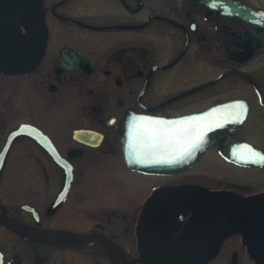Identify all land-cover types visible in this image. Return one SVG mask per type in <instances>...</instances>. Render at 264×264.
Returning <instances> with one entry per match:
<instances>
[{"label":"flooded vegetation","instance_id":"flooded-vegetation-1","mask_svg":"<svg viewBox=\"0 0 264 264\" xmlns=\"http://www.w3.org/2000/svg\"><path fill=\"white\" fill-rule=\"evenodd\" d=\"M42 5L44 55L31 70H0V264H264V161L228 155L244 142L264 155V0ZM200 111L212 130L199 159L172 174L125 162L130 113ZM74 127L102 131L107 149L88 144L103 143L98 134L74 138ZM51 152L74 167L64 201ZM114 165L110 182L95 174ZM81 180L106 187L87 197ZM68 205L77 215L62 224ZM51 230L80 239L41 236Z\"/></svg>","mask_w":264,"mask_h":264},{"label":"water","instance_id":"water-1","mask_svg":"<svg viewBox=\"0 0 264 264\" xmlns=\"http://www.w3.org/2000/svg\"><path fill=\"white\" fill-rule=\"evenodd\" d=\"M5 3H9V5L0 7V70H30L41 59L45 49L46 32L42 0H9ZM13 3H18V5L13 7ZM233 3L237 5L240 4V2L235 1H233ZM22 26H24L26 32L23 31ZM21 47H24V49ZM15 52H18V55H15ZM136 114L139 115L138 113ZM136 114L131 118L129 116L125 121L124 148L128 165L142 168L152 173H173L179 169H183L186 164L196 161L211 142L208 139L206 131L202 141L195 147L189 148L187 152H184V147L186 145L176 147L170 145L167 140L171 132L183 126L178 122H187L189 118L196 117L206 123L205 117L207 116L205 111L195 112L172 119L152 115L148 117L139 115L136 117ZM149 117L155 118V120L150 121L145 119ZM155 121H161L162 123H156ZM134 128H139L141 131L145 129L152 130L154 134L151 138L146 135L134 136ZM30 130L31 125L28 124L20 125L15 129L18 134H26L29 133ZM37 130L35 136L39 140L42 141V136H44V140H46V138L50 140L40 129ZM95 132L99 131L92 128L74 127L72 129V136L76 139H81L79 137L80 135L90 136ZM100 136H104L103 138L105 141L103 143H88L100 147L101 149H107V139H105V135L102 133ZM245 145L251 146V150H253L252 145ZM245 145L241 147V150L233 151L231 156L238 161L252 163L253 161L247 159L246 153L249 149H247V151L246 148H244ZM71 151L72 150L69 151L70 157L73 156ZM51 153L58 158L59 162H61L62 166L65 168V180L62 189V195L65 196L73 179V167L63 156L61 159L58 153ZM181 153L183 154L181 155ZM254 162H256V160ZM2 221L14 229L19 231L24 230V228L21 229L22 226L14 221H6L5 219H2ZM44 233L45 234L42 235L44 237L60 238L63 240L73 241L78 240L80 237L79 234L69 231H45Z\"/></svg>","mask_w":264,"mask_h":264},{"label":"snow or ice","instance_id":"snow-or-ice-1","mask_svg":"<svg viewBox=\"0 0 264 264\" xmlns=\"http://www.w3.org/2000/svg\"><path fill=\"white\" fill-rule=\"evenodd\" d=\"M240 108H245L243 104L238 105ZM246 110V109H245ZM147 120H155V118H145ZM156 123H162L161 121H155ZM229 122V121H226ZM171 123V122H170ZM179 124H182V127H179L175 129L173 132L169 134L167 137L168 143L170 145L179 147L184 146V152H187L189 148L195 147L200 141H202L204 134L206 131L212 130V125L203 122L201 119L196 117H191L187 122H178ZM215 127H223L222 124H216ZM134 136L139 135H146L149 138L153 136L152 130L145 129L141 131L139 128L133 129ZM244 148L249 149V151L246 153L247 159L251 161H255L256 158H259L260 160L264 161V155H261L258 152H255L251 150V146L245 145ZM183 153H181L182 155Z\"/></svg>","mask_w":264,"mask_h":264},{"label":"rangeland","instance_id":"rangeland-1","mask_svg":"<svg viewBox=\"0 0 264 264\" xmlns=\"http://www.w3.org/2000/svg\"><path fill=\"white\" fill-rule=\"evenodd\" d=\"M44 19H45V17H44ZM45 32H46V35H47L46 36V41H47V37H48V25L46 23V19H45ZM78 102H79V100L76 101V103H78ZM85 103H87V101H84L83 106H84ZM77 121H78V118H75L74 120L69 121L66 124V127H65L66 130H68V128L72 124L77 123ZM94 170H95V174L96 173L97 174H105L104 177L107 179V182H110V178H112V177L114 178L116 176V172L119 171V169L115 165L112 166V168H110V169H105V170H101V171H98L96 169H94ZM62 179H63V172H62ZM91 185H92V187L94 186V184H91V182L82 181V180L80 182L76 183V187L78 189L80 187L83 188V189H85V193L88 194L87 197L92 196V195H96V194L103 193V189L102 188L106 187V186L100 184V182H99V183H96V185L92 188L93 190H91L90 189L91 188ZM75 190H77V189H75ZM79 200H81V204H82L83 207L86 206V203H89V200H86L85 198L84 199H79ZM77 201L78 200L75 199L74 202L71 203L72 207L75 206L76 203H77V205L80 204V201H78V202ZM77 209H78V206L75 208V210H72V208L69 205L66 206V207H64V208H62V224L67 223L65 219L69 218V216H71V215H74V216L77 215L76 214V210ZM60 221H61V219H60Z\"/></svg>","mask_w":264,"mask_h":264}]
</instances>
